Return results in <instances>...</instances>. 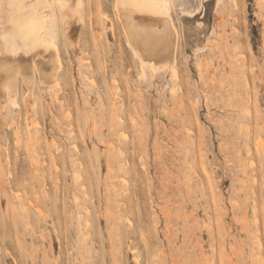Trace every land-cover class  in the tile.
I'll use <instances>...</instances> for the list:
<instances>
[{
	"label": "rangeland",
	"instance_id": "obj_1",
	"mask_svg": "<svg viewBox=\"0 0 264 264\" xmlns=\"http://www.w3.org/2000/svg\"><path fill=\"white\" fill-rule=\"evenodd\" d=\"M66 1L0 0V264H264V0H160L179 78ZM30 9L58 46L2 38Z\"/></svg>",
	"mask_w": 264,
	"mask_h": 264
},
{
	"label": "bare ground",
	"instance_id": "obj_2",
	"mask_svg": "<svg viewBox=\"0 0 264 264\" xmlns=\"http://www.w3.org/2000/svg\"><path fill=\"white\" fill-rule=\"evenodd\" d=\"M60 2L64 6L67 1L60 0ZM164 2L160 0H116L115 5H117L119 10L118 13L126 29L129 42L134 53L141 60L143 68L146 66L153 68L158 63L164 61L163 64H160L165 65L167 63L165 67L167 65L170 66L171 75L179 78L177 52L181 33L170 17L168 3ZM23 9L24 7H21L19 10ZM47 22L48 17L45 14L38 13L35 9H30L28 14L24 16L15 18L11 15V28L2 32V38L15 37L14 34L17 32L23 41V46L26 48H35L40 45L52 47L57 42L46 34L48 28ZM185 30L186 32L188 31L187 33L190 37L194 35H197V38L200 37L201 31H196L195 27L186 25ZM22 49L24 48L22 47ZM3 53L5 55L9 53L10 55H14L17 52L8 49L0 50V55ZM16 70L20 71V67L19 69L15 66L9 68L6 61H0V94L3 98L18 104L17 89L19 83ZM124 133L122 132V134ZM126 133L128 132L126 131ZM124 136L127 137L128 135L125 134Z\"/></svg>",
	"mask_w": 264,
	"mask_h": 264
}]
</instances>
